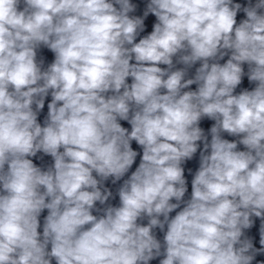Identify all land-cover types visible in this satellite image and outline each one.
<instances>
[{"label":"clouds","instance_id":"clouds-1","mask_svg":"<svg viewBox=\"0 0 264 264\" xmlns=\"http://www.w3.org/2000/svg\"><path fill=\"white\" fill-rule=\"evenodd\" d=\"M135 10L130 0H0V264H252L264 253V0ZM149 13L157 22L135 42ZM42 45L55 56L43 70ZM245 76L255 87L234 94ZM133 140L142 156L119 206L97 209L113 195L104 182L134 164ZM198 142L184 200L182 165ZM41 152L54 161L47 170L29 158ZM253 217L259 249L245 235ZM165 225L162 244L153 230Z\"/></svg>","mask_w":264,"mask_h":264}]
</instances>
